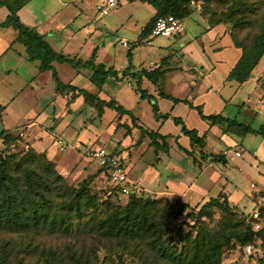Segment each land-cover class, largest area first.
<instances>
[{
	"label": "rangeland",
	"instance_id": "rangeland-1",
	"mask_svg": "<svg viewBox=\"0 0 264 264\" xmlns=\"http://www.w3.org/2000/svg\"><path fill=\"white\" fill-rule=\"evenodd\" d=\"M249 1L254 2L256 9L245 16L253 23L239 27L234 22L223 23L229 33L221 40L227 65L219 70L220 81L215 79V84L211 89L208 88V93L193 100L195 105H202L205 114L221 113L260 129L264 126V58L246 82L240 84L232 81L231 88L229 84L225 88L223 83L220 84L224 80L222 73L228 71V67L235 64L242 55V49L234 44L232 34L237 41L249 45L264 26V0ZM105 2L106 0H32L22 13V18L32 26L39 23V32L46 34L57 51L88 60L94 48L99 47L98 62H103L108 67L114 66L122 72L129 65L127 54L132 49L135 66L151 70L152 62H159L170 51H181L182 45L190 39L196 40V45L191 46L192 51H195L193 58L200 61L201 56L207 53L213 57V51L204 52L203 48H209L207 44L210 45L209 41L215 40L216 33L208 34L200 40L203 32H207L210 27L208 21L216 20L224 13H233L239 0L193 3L194 14L184 23V41L180 42L177 36L154 38L147 35L141 43L139 39L142 29L155 14L153 5L141 0H117V7L102 15L99 6ZM55 13H59L55 20L47 18L48 14ZM239 16L242 15L239 13L235 18ZM1 17L2 14L0 20ZM58 24L68 25L60 29ZM49 29L53 32H49ZM10 30L15 32L13 28ZM2 32L9 34L6 30ZM123 40H127L130 46L124 47L121 44ZM178 44L179 48L174 50ZM17 48L25 51L22 44ZM13 52L15 51H10L9 56L0 61V103H11L12 106L10 111L2 115L0 129H10L16 138L8 148L0 139L2 153L8 149L21 157L33 148L36 153L44 156L41 159L43 162L54 163L58 172L66 176L72 186L78 187L83 179L92 177L91 192L102 201H112L114 205H125L132 192L152 196L156 195L155 192H165L166 189L180 192L183 188L188 189L189 193L193 191V194H202L204 202L218 198L202 213L197 208L178 210L185 202L180 200L182 203L173 209L175 213L171 214L164 225L163 237L176 250L182 251L191 238L198 235L202 226L224 240L232 238L224 248L223 264H264V136L249 134L241 138L221 134L218 127L219 131L207 133L204 147L192 146L185 133L175 144L174 139L181 132L180 126L168 120L163 130L165 133H172V143L178 150L172 148L169 155L164 148L156 152L150 136L142 135L139 128L133 127L130 116L119 115L112 109L100 114L83 97L71 101L69 96L57 92L53 72L42 73L36 78L37 67L34 64L24 66L23 60L14 57ZM191 60V55L187 56L181 65L190 64ZM179 63L175 61L174 65ZM5 69H12L11 73L6 74ZM55 69L63 82L89 90L95 88L98 92L99 88L88 79L89 71L77 73L70 65L60 63H55ZM186 79L191 80L190 73L171 72L161 88L176 97H187ZM32 81L34 83L30 84ZM136 85V81L130 76L120 80L109 78L101 95L114 97L131 109L137 117V124L145 129L159 131L155 125L152 104L135 91ZM143 88L158 95L159 89L151 82L143 84ZM188 97L192 98L193 95ZM170 101L165 98L160 101L163 112L168 110ZM175 111L179 113L178 116L183 117L189 129H196L200 134L208 130L209 122L201 118L197 108L192 109L182 102ZM126 124L132 126L130 132ZM21 132L24 133L23 136ZM61 138L66 143L65 150L60 149L58 140ZM180 144L189 146L192 152L179 151ZM100 147L114 151L123 158L122 162L130 178V194L110 193L113 183L109 173L100 168L99 161L92 154L94 149ZM200 151L214 153L218 157L224 156L226 162H215L212 157H202ZM193 159H196L195 164ZM175 166L181 168V175L174 169ZM159 199L162 207L167 198ZM73 224L70 233H49L34 228L0 229V264L4 261L6 264H145L146 248L129 245L125 252L124 247L121 248L116 243L107 246L101 236L83 230L75 217ZM248 227H251L252 232L247 231ZM149 253L155 262L157 255L153 250H149ZM106 257L108 260H105Z\"/></svg>",
	"mask_w": 264,
	"mask_h": 264
},
{
	"label": "trees",
	"instance_id": "trees-1",
	"mask_svg": "<svg viewBox=\"0 0 264 264\" xmlns=\"http://www.w3.org/2000/svg\"><path fill=\"white\" fill-rule=\"evenodd\" d=\"M30 1L32 0H0V8L6 7L9 10L7 18L0 24V27H13L17 31V38L14 42L24 46L28 59L38 63L41 72H53V77L57 82V92L69 96L71 101L83 97L84 101L98 110L100 114H104L107 109H112L119 115L130 116L133 120V127L139 128L142 135L150 136L156 152L164 148L167 154H170L171 146L168 144L166 135L159 131H149L137 124V117L134 112L114 97L107 100L102 98L99 93L91 92L87 88L63 82L54 66L55 63L68 64L77 73L87 70L90 73L88 79L100 89L109 78L120 80L130 76L136 81L135 90L140 93L141 98L149 100L152 104L155 119L166 121L172 117L171 114L161 112L159 98L143 88L142 85L145 79L156 86L159 85L160 81L171 70L168 64L170 56L162 59L159 67L155 69H138L134 64V52L130 49L127 54L129 65L120 76V71L114 66L108 67L103 62H98L99 47L94 48L88 60H83L79 56H71L63 51H57L47 40L45 34L40 33L36 27H30L23 23L19 11ZM141 1L153 5L156 14L142 30L139 43L143 41L144 36L151 35L158 17L175 15L177 18L186 21L194 14L192 4L206 0ZM255 9L254 2L239 0L235 5L237 13L235 11L224 13L221 17L208 21V23L210 28L227 22H234L236 27L251 25L252 20L245 15L254 12ZM239 13L242 16L235 18ZM232 38L234 44L242 49V55L230 71L228 80L244 83L250 79L264 58V26L260 32L255 34L249 45L237 41L234 34H232ZM159 95L162 98L173 100L176 104L183 102L192 108H197L201 118L209 122L211 126L217 125L223 134L241 138L249 134L264 136V126L257 129L221 113L205 114L202 111V105H194L188 99L169 96L163 90H160ZM4 109L5 105L0 103V121ZM172 118L176 125H181L182 132L189 136L192 146H205L208 136L206 133L200 135L196 129H189L181 117L173 116ZM126 127L130 132L132 126L126 124ZM15 138L16 136L10 130L0 129V139L7 148L10 147ZM160 140H163L162 144ZM180 148L185 152H192L182 145ZM201 154L202 157H212L215 162H226L224 156L218 157L214 153L206 154L203 152ZM43 157L42 154L36 153L33 148L21 157L8 149L5 153L0 151V229L29 230L34 228L49 233H57L58 231L70 233L75 217L83 230L101 236L103 243L107 246L116 243L119 247H124L125 252L128 251L129 245L146 248L145 264H159L160 262L223 264L224 248L230 243L231 237L224 240L221 236L217 237L201 226L198 235L191 238L186 249L182 251L176 250L163 237L164 225L171 214L175 213L173 209L182 203L180 200L175 202L166 200V203L161 207L160 199L156 195H137L132 192L133 194L125 205H114L112 201H102L91 192L92 177L88 176L83 179L78 187L72 186L67 177L58 172L54 163L43 162L41 160ZM194 160L196 161V159ZM100 168L106 169L101 166ZM110 193L118 195L122 192L111 187ZM217 199L211 198L196 206L184 202L181 205L182 208L179 206L178 210L197 208L199 213H202L208 205ZM247 231L252 232L251 227H248ZM149 250H153L154 254L157 255L154 258L156 259L155 262L152 261ZM73 259L81 262L78 258L73 257ZM105 260H108V257ZM1 264H6V262Z\"/></svg>",
	"mask_w": 264,
	"mask_h": 264
},
{
	"label": "crops",
	"instance_id": "crops-1",
	"mask_svg": "<svg viewBox=\"0 0 264 264\" xmlns=\"http://www.w3.org/2000/svg\"><path fill=\"white\" fill-rule=\"evenodd\" d=\"M68 5V4H67ZM66 5V6H67ZM29 6V4H27L25 7H23L20 11H19V15H20V18H21V20H22V22L23 23H25L24 21V19L22 18V13L24 12V10L27 8ZM69 6H70V4H69ZM3 12V13H2ZM2 14V16L3 17H1L2 18V20H0V24L1 23H3L4 21H5V19L7 18V16H8V14H9V10L6 8V7H2V8H0V15ZM59 13H55V14H52V15H49L48 14V17L47 18H49V19H53V20H55V17H57V15H58ZM155 14H156V11H155ZM154 14V15H155ZM153 15V16H154ZM152 16V17H153ZM151 17V18H152ZM46 18V17H45ZM39 19V21L41 20V18H38ZM150 21V20H149ZM148 21V22H149ZM73 22V21H72ZM184 23H185V21H184ZM27 26H30V27H36L37 29L39 28L38 26H39V23H38V25H34V26H32V25H30V24H28V23H25ZM67 25L68 24H63L62 26L61 25H59L58 24V28H60V29H62V28H66L67 27ZM147 25V24H146ZM13 27H0V61H2V60H4L5 59V57H7V56H9L8 54L10 53V51H15V52H13L14 54H15V56L14 57H19L20 59H22L23 60V63H24V66H26V67H30L31 65H35V67H37V69H38V73H37V75H35V77L36 78H38L42 73H46V72H41L40 70H39V68H38V63H36V62H31L29 59H28V57H27V54H26V51H24V50H20V48L18 49L17 47L19 46V45H21V44H19V43H15L14 41L16 40V38H17V31L15 30V32H11V30L10 29H12ZM79 28V27H78ZM226 26L225 25H223V24H220V25H217V26H214V27H209V29H208V31L207 32H203L204 33V35H202V37H201V39L200 40H202L206 35H208V34H211V33H216V38H215V40H213V41H209L210 42V45H208L207 44V46H209V48L207 49H204L203 48V50H204V52H207V50H209V51H213V53H212V55H213V57H211V55H208L209 53H207L205 56H201V60L199 61V60H196L195 58H193V56H192V54H194V52L195 51H192L193 49L191 48V46L192 47H194L196 44H194L195 43V39H190L189 41H187V43L185 44V45H182V47H183V49L182 50H184V53H182V50L181 51H179V52H174V51H170L171 53H169L168 55H166L165 57H167V56H170L169 57V60H168V64H169V67L171 68V70L166 74V76H165V78H163L161 81H160V83H159V85L157 86V88L159 89V92H158V95H156V97L157 98H159V104H160V101H162L164 98H162V97H160V95H159V93H160V90L162 91H164L167 95H169V96H172V97H175V98H180V99H188V100H190L194 105H195V102H194V100L193 99H195V98H197L198 96H202V95H204V94H206V93H208L210 90H208V88L209 89H211L212 87H213V85L215 84L214 82L216 81L215 79H217V80H219V77H221V74H220V71L219 70H221V68H222V66H226L227 64H225L226 63V56L224 55V53H223V51H222V48H223V46L221 45L222 44V39H223V37H225L227 34H229L228 32H226ZM14 29V28H13ZM144 29V28H143ZM142 29V30H143ZM9 31L8 33L9 34H6L5 32H2V31ZM49 32H53L51 29H49ZM40 33H42V32H40ZM142 33V32H141ZM202 33V34H203ZM42 34H45V33H42ZM10 35V36H9ZM12 35L14 36V37H12ZM46 35V34H45ZM7 36V37H6ZM177 37H178V39H180V42L181 41H184V38H182V36H183V33L182 34H178V35H176ZM46 38H47V36H46ZM197 38H200V37H198L197 36ZM218 38H219V40H218ZM47 40L49 41V39L47 38ZM198 40V39H197ZM216 40H218V41H216ZM51 44V43H50ZM180 44V43H179ZM179 44L177 45V47H175L174 48V50H176V49H178L179 48ZM202 44H203V46H204V43L202 42ZM16 47V48H15ZM96 48V47H95ZM100 50V49H99ZM215 52H217V53H215ZM13 54V55H14ZM99 54V53H98ZM190 55H191V58H192V60H191V62L192 63H190V64H185L184 66H182L181 64H182V60H184L187 56L188 57H190ZM165 57H163L162 59H164ZM18 59V58H17ZM99 59V58H98ZM162 59L160 60V61H162ZM152 62L151 63V65L153 66V67H151V69H155V68H157V67H159V65L161 64V62ZM175 61L176 62H180L178 65H174L175 64ZM238 61V60H237ZM237 61L235 62V64L237 63ZM194 62H195V64H194ZM235 64L233 63V65H231V67H228V71L227 70H225L224 71V73H222L223 74V77H222V79H224L223 81L221 80V82H220V84H222L223 83V85H224V88L225 87H227V85L226 84H229V88H231L232 87V81H236V80H228V75H229V73H230V71L232 70V68L235 66ZM54 66H55V64H54ZM34 67V66H33ZM138 68V67H137ZM7 70V71H6ZM11 70L12 69H5V72H6V74H9V73H11ZM120 71V70H119ZM174 71H181L182 73H190V77H191V80L190 81H188L187 79H186V84L188 85L187 86V92H188V96L189 95H193V97L192 98H189L188 96L187 97H184V98H182V97H176V96H174V95H172V94H170V93H168V92H166L165 91V88H161V86L164 84V82L165 81H167V78H168V76H169V74L172 72H174ZM47 72H50V71H47ZM121 74H122V72L120 71V76H121ZM34 77V78H35ZM78 77V76H77ZM220 81V80H219ZM227 81H229V82H227ZM148 83V82H150L148 79H145L144 80V82H143V84H145V83ZM236 82H238V81H236ZM34 83V81H32L30 84H33ZM241 84V83H240ZM29 85V84H28ZM105 85V84H104ZM104 85H103V87H102V89H100L99 88V90H98V92L95 90V88H94V90L92 89V90H90L91 92H93L94 91V93H99V95L102 97V98H104V99H107V100H109L110 98H107V97H103V95H101V92L104 90L103 88H104ZM78 86V85H77ZM143 86V85H142ZM156 86V85H155ZM80 87V86H79ZM84 88V87H83ZM135 89H136V87H135ZM89 90V89H88ZM136 91V90H135ZM155 91H157V90H155ZM137 92V91H136ZM224 98V97H223ZM165 99H169V98H165ZM227 99V98H226ZM171 100V99H170ZM140 103V102H139ZM182 103V102H181ZM2 104H4L5 105V109H4V111H3V113H2V115H4V113H7V111H10V109H11V103H9V104H7V103H2ZM180 103H174V101L173 100H171L170 101V103H169V105H168V110L166 111V112H163L162 111V109H161V112H163V113H170L171 114V116L173 117V116H177V117H181L182 119H183V117L182 116H178L179 115V113L177 112V111H175L176 110V108H177V106L179 105ZM197 105V104H196ZM189 106V105H188ZM190 107V106H189ZM162 108V107H161ZM190 108H192V107H190ZM193 109V108H192ZM108 110V109H107ZM131 110V109H130ZM178 114V115H177ZM169 118L168 120H171V121H173V118ZM168 120H166V121H164V120H156V123H155V125H157V127H158V129H159V132L161 133V134H163V135H166L167 136V141H168V143H170V146H171V149L173 148H176L177 150H178V147L177 146H175V144H176V142H177V140L179 141V138H180V136L183 134V132H182V130H181V125H179L180 126V133L178 134V138H176V139H174L175 140V144H173L172 142H173V138L171 137L172 135H170V134H172V133H165V131L163 130V126H164V124L168 121ZM184 120V119H183ZM185 121V120H184ZM174 122V121H173ZM175 123V122H174ZM33 124V123H32ZM209 124V123H208ZM188 126V125H187ZM5 129H7V130H10V129H8V128H5ZM211 129V130H210ZM213 130H215V132H216V130H218L219 131V129H218V126L217 125H215V126H211L210 124H209V126H208V130L205 132L206 134L207 133H209L210 131L211 132H213ZM162 131V132H161ZM220 131H221V134H223L222 133V130L220 129ZM205 133H203V134H205ZM200 134V133H199ZM203 134H200V135H203ZM185 135V134H184ZM208 135V134H207ZM189 140H190V138H189ZM191 144V143H190ZM180 145H182L183 147H185V148H187L188 150H191L192 151V149L190 148L189 149V146H185V145H183V144H180ZM179 151H184L183 149H179ZM185 152V151H184ZM186 153V152H185ZM194 160V159H193ZM194 164H195V160H194ZM200 167H202V166H200ZM174 169L177 171V173L179 174V175H181V173H179V171L181 170V168H179V167H177V166H175L174 167ZM176 190V189H175ZM175 190H171L170 191V189H166L165 190V192L164 191H162L161 193H157V192H155L156 193V195H157V197L158 198H161V197H166L167 198V200H169V201H171V202H175L176 200H181V201H185V202H188V203H190L191 205H193V206H196V205H198L200 202L201 203H203L204 202V200H205V198H201V195L199 194H193V191H192V193H191V191H190V193H189V190L188 189H186V190H184V188L181 190V192L179 191V190H177V191H175ZM189 193V194H188ZM160 194V195H159Z\"/></svg>",
	"mask_w": 264,
	"mask_h": 264
},
{
	"label": "built area",
	"instance_id": "built-area-1",
	"mask_svg": "<svg viewBox=\"0 0 264 264\" xmlns=\"http://www.w3.org/2000/svg\"><path fill=\"white\" fill-rule=\"evenodd\" d=\"M117 0H106L105 4L100 5V13L103 15L108 14L110 10L117 7ZM185 30L184 21L177 18L175 15L160 16L157 18L156 23L152 29L151 36H167L172 37L178 34H182ZM124 47H129L130 44L127 40L121 41ZM23 136L24 133L21 132ZM61 150H65L66 143L61 138L58 140ZM92 154L100 163L101 167L106 168L110 179L113 183V187L125 194H130V178L128 177V170L125 168L122 157L115 154L113 151L106 148H97L92 151ZM238 155H241L238 152ZM105 171V172H106ZM250 249V248H249Z\"/></svg>",
	"mask_w": 264,
	"mask_h": 264
}]
</instances>
